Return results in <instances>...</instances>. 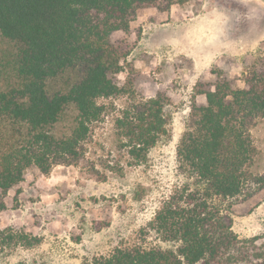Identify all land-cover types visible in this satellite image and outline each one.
<instances>
[{
  "label": "trees",
  "instance_id": "16d2710c",
  "mask_svg": "<svg viewBox=\"0 0 264 264\" xmlns=\"http://www.w3.org/2000/svg\"><path fill=\"white\" fill-rule=\"evenodd\" d=\"M193 1L0 0V34L15 48L5 63L8 71H0V213L6 209L3 197L24 181L28 169L49 174L54 166L78 164L93 126L109 113L99 101L128 94L114 76L130 51L113 43L112 35L129 33L144 10L167 12ZM244 83L239 88L223 79L198 89L206 103L194 105L178 148L190 182L151 223L175 248L120 246L91 264H264L261 255L234 258L245 252L232 218L216 204L244 195L250 186H258L250 197L264 190V176L251 181L246 172L254 154L248 120L264 117V67L250 72ZM114 114L117 147L127 165L146 163L167 134L165 99L129 97ZM66 121L67 129L62 128ZM111 171L123 175L124 166ZM41 242L0 229V252Z\"/></svg>",
  "mask_w": 264,
  "mask_h": 264
},
{
  "label": "rangeland",
  "instance_id": "374dc122",
  "mask_svg": "<svg viewBox=\"0 0 264 264\" xmlns=\"http://www.w3.org/2000/svg\"><path fill=\"white\" fill-rule=\"evenodd\" d=\"M111 40L130 51L122 72L114 76L128 94L99 101L109 113L93 126L78 164L54 166L49 174L32 167L3 197L0 229L22 231L42 242L32 248L5 247L0 264H91L120 246L174 249L151 223L190 182L178 148L194 105L206 103L198 89L223 79L245 88V77L264 67V0H194L167 12L147 9L131 22L129 33L115 32ZM14 51L0 34V71H8L5 63ZM157 95L165 99L167 134L146 163L129 167L117 147L114 109L129 97ZM69 125L66 121L62 128ZM248 127L254 145L246 167L250 179L264 176V117L250 118ZM118 164L124 166L123 175L111 171ZM257 187L216 202L232 218L245 252L234 258L264 256V190L249 196Z\"/></svg>",
  "mask_w": 264,
  "mask_h": 264
}]
</instances>
